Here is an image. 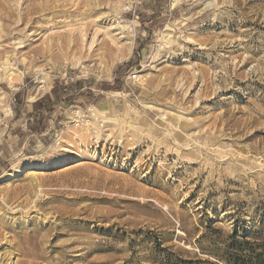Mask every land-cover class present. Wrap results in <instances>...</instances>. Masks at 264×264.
Segmentation results:
<instances>
[{"label": "rangeland", "instance_id": "rangeland-1", "mask_svg": "<svg viewBox=\"0 0 264 264\" xmlns=\"http://www.w3.org/2000/svg\"><path fill=\"white\" fill-rule=\"evenodd\" d=\"M232 255L264 264V0H0V264Z\"/></svg>", "mask_w": 264, "mask_h": 264}, {"label": "bare ground", "instance_id": "bare-ground-1", "mask_svg": "<svg viewBox=\"0 0 264 264\" xmlns=\"http://www.w3.org/2000/svg\"><path fill=\"white\" fill-rule=\"evenodd\" d=\"M50 18V17H49ZM63 39V38H62ZM63 41V40H62ZM49 47V46H48ZM16 76V75H15ZM17 78H21V76H22V74L21 73H18L17 74ZM11 78H13V77H11ZM15 79V78H14ZM13 82V81H12ZM58 162L56 161V160H54L53 161V164H57ZM27 164L29 165V166H32V167H34L36 170H38V169H40V168H42V167H44V163L42 162V161H37V162H33V161H28L27 162ZM33 174H28V176H32ZM35 175V174H34ZM33 175V176H34Z\"/></svg>", "mask_w": 264, "mask_h": 264}, {"label": "trees", "instance_id": "trees-1", "mask_svg": "<svg viewBox=\"0 0 264 264\" xmlns=\"http://www.w3.org/2000/svg\"><path fill=\"white\" fill-rule=\"evenodd\" d=\"M113 89V86H106V88L105 89H103V90H112ZM46 101H49L50 100V98L49 97H45L44 98ZM35 106H36V104L33 106V108H35ZM229 258H232L231 260H230V264H239V261H243L244 260V258H242V256H238L237 257V255H232L231 257H229Z\"/></svg>", "mask_w": 264, "mask_h": 264}]
</instances>
